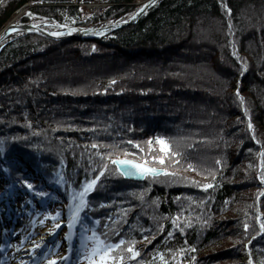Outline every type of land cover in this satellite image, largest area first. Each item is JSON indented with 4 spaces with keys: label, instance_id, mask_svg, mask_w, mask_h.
Masks as SVG:
<instances>
[{
    "label": "trees",
    "instance_id": "obj_1",
    "mask_svg": "<svg viewBox=\"0 0 264 264\" xmlns=\"http://www.w3.org/2000/svg\"><path fill=\"white\" fill-rule=\"evenodd\" d=\"M104 1L83 19L69 0H0V27L26 2L18 22L52 26L115 21L135 0ZM124 157L167 171L125 179L112 162ZM2 169L15 192L33 185L48 217L83 192L76 244L122 238L138 250L123 264H213L223 251L249 260L216 264H264V0H160L94 39L12 38L0 51Z\"/></svg>",
    "mask_w": 264,
    "mask_h": 264
},
{
    "label": "rangeland",
    "instance_id": "obj_2",
    "mask_svg": "<svg viewBox=\"0 0 264 264\" xmlns=\"http://www.w3.org/2000/svg\"><path fill=\"white\" fill-rule=\"evenodd\" d=\"M142 1H144V0H135L131 12L128 15H126V16L120 18V19H123V18H126V17L130 16L134 12V9ZM159 1L160 0H158L157 2H159ZM157 2H155L154 4H156ZM69 3L70 4H75V5L78 6V9L81 12V18H83V19L89 17L93 13L100 12L101 10L106 8V6H107V2H105L104 0H93V1H89V2H84L83 0H79V1L78 0H69ZM28 6H29V4H28V2H26L22 6H19L17 9H15V11L13 12L11 18L6 23H4L3 26H5L8 22L22 23V21L18 22L17 19L22 14L27 12ZM229 12H230V10L228 9V13ZM32 18H35V20L32 19V21H34V22H42V23L44 22V23H46L47 27L49 29H56V28H58V25L70 26L69 24H67L65 22H61V23L49 26V23L40 20L39 17L32 16ZM100 24H105V23L90 24V25H76V26H96V25H100ZM3 26H1V27H3ZM119 28H121V27H119ZM114 30H116V29H114ZM114 30H112V31H114ZM112 31H110V32H112ZM15 34L18 35L19 32H16ZM106 34H108V33H106ZM228 34L230 36L231 32L228 31ZM40 36H42V35H40ZM43 37H45V36H43ZM45 38L49 39L48 37H45ZM62 38H64V37H62ZM75 39H79V38H75ZM80 39H83V38H80ZM52 40H57V39H52ZM1 42H2V40L0 41V44H1ZM1 50L2 49H0V51ZM61 75H63V72H61ZM236 83H238V84L236 85V87H234V91L235 92L239 91L240 80L238 78L236 79ZM157 144L161 148V144L158 141H157ZM154 168H156V167H154ZM159 169H161V168H159ZM162 172H164V171H160L159 173H157L155 175H159ZM5 199H6V196L5 197L1 196L0 201L1 202H5L6 201ZM26 202H27V205H25ZM7 203H8L7 204L8 205L7 208L10 210V212L11 211L14 212V215L12 216V219L15 218V214H17V216H18L17 220L15 221V224L13 225V229H12L13 236L11 235V237L14 238V237H16V235L19 236V237L15 238L14 240H16V239L19 240L20 238H22V240L20 242L17 241L18 245H16V247H17L16 248V252L18 254L14 258L15 264H27V262L29 260H31V257L29 255H28L29 257H25L24 258V254L23 253H25V251H27L26 248H24V246H28V245L33 246L34 245V241H36V239H38L39 235L41 234V232L44 229H49L50 231H54L52 234H55L54 239L51 240L52 242H50V243L47 242L48 244H46L44 246V248H46V249L47 248L48 249L49 248H53L55 245H56V247H58L57 250L50 256V258H55L58 255H61V257L64 256L65 252H67L65 250L66 247H67V240H68L66 238V234L71 233V229L69 228V226L66 223L65 219L62 220L60 223H57V224H54L52 221L47 220L44 217V215L39 211V209L37 208L35 202L33 200H31V199L29 201L22 200L19 203L13 204L11 199L8 198L7 199ZM259 216L262 218L261 221H263L264 220V209H262L259 212ZM29 224H32V226H35L34 227L35 230L31 231L32 230L31 227L27 228ZM57 225H58V227H57ZM7 230L9 232H11V230H9V229H7ZM11 241H12V239H11ZM7 248H10V244L7 246ZM11 248H12V246H11ZM11 248H10L9 251L12 250ZM13 251H15V250H12V252ZM29 253H31V252H29ZM75 254H76V252H72L70 257H74ZM214 259L215 260L212 262L213 264L214 263L216 264V263H218V261H221V260L225 261V262H231L233 260H239L241 262H245V261L249 260V255L245 251H242V252L240 251L236 257H233V256L228 255L227 253H224V251H223V252H221L220 255H218V259L215 256H214ZM75 264H85V262L76 260Z\"/></svg>",
    "mask_w": 264,
    "mask_h": 264
},
{
    "label": "snow or ice",
    "instance_id": "obj_3",
    "mask_svg": "<svg viewBox=\"0 0 264 264\" xmlns=\"http://www.w3.org/2000/svg\"><path fill=\"white\" fill-rule=\"evenodd\" d=\"M32 14V13H28ZM10 31L12 29H9ZM157 141L161 144V150L166 151L167 145L162 138L157 137ZM172 155H176L172 153ZM154 159L160 160L161 157H155ZM112 162L118 168H124L128 165H134L136 169L142 174L147 173H156L158 171H167V169H157L154 167H149L147 164L138 162L136 160L120 159L113 158ZM104 169H101L103 172ZM125 174H128L127 172ZM23 183L28 187L32 188L33 185L24 180ZM95 184V180H89L85 185V189H90ZM207 187L208 185H203ZM83 192H81V199L75 203L74 210L71 212V219L68 220V226L71 229L73 222L78 218L80 209L84 206ZM58 227V225H57ZM247 227V226H245ZM66 238L71 240V234H66ZM122 238L117 239L115 242L108 240L102 234H99L95 231L91 233L85 232L80 238L79 245L76 249V254L74 257L69 256V252H65L64 256L59 258L60 264H75L76 260L84 261L85 264H123V261L126 259L127 254H130L131 257H136L138 255V250L133 248L131 244H128L126 249L121 246L124 244ZM35 247V245H34ZM72 245L69 244V250L71 251ZM48 264H56V259L50 260Z\"/></svg>",
    "mask_w": 264,
    "mask_h": 264
},
{
    "label": "water",
    "instance_id": "obj_4",
    "mask_svg": "<svg viewBox=\"0 0 264 264\" xmlns=\"http://www.w3.org/2000/svg\"><path fill=\"white\" fill-rule=\"evenodd\" d=\"M158 0H144L142 1L134 10V12L123 19L111 21L105 24H100L96 26H60L57 30L47 29L44 27H41L38 24L34 23H15V22H8L5 26H3L0 30V41L9 36L12 33L16 32H33L37 33L39 35L52 38V39H59L62 37H73V38H86V39H94L100 36L105 35L106 33H109L110 31L117 29L119 27L132 24L134 23L148 8H150L155 2ZM9 29H12L11 31ZM4 43L0 44V49L3 46ZM120 159H128L133 160L130 158H120ZM116 166V165H115ZM149 166V165H148ZM152 167V166H149ZM118 172L123 176L125 179H131V180H143V178L146 175H155L159 173L160 171L156 173H147L142 174L138 171V169L135 168L134 165H128L124 168H118L116 166ZM159 169V168H157ZM128 174H125V173Z\"/></svg>",
    "mask_w": 264,
    "mask_h": 264
},
{
    "label": "bare ground",
    "instance_id": "obj_5",
    "mask_svg": "<svg viewBox=\"0 0 264 264\" xmlns=\"http://www.w3.org/2000/svg\"><path fill=\"white\" fill-rule=\"evenodd\" d=\"M135 10V9H134ZM145 13V12H144ZM143 13V14H144ZM117 20H120V19H117ZM116 21V20H115ZM29 22H31V23H34V24H38V25H40L41 27H44V28H47V29H49L48 27H47V24L46 23H42V22H34V21H32V20H29V21H25L24 23H29ZM46 24V25H45ZM50 26V25H49ZM60 26H62V25H58V28H60ZM64 26H67V25H64ZM72 26H76V25H70V26H68V27H72ZM2 28V27H1ZM1 28H0V30H1ZM58 28H56V29H52V30H57ZM21 33V34H20ZM28 33H31V32H19V34L18 35H16L15 33H12V34H10L9 36H7L6 38H4L3 40H2V42H1V44L2 43H4L3 44V46L1 47V49H3V47L6 45V43H8L12 38H14V37H16V36H19V35H23V34H28ZM33 33V32H32ZM35 34H37V33H35ZM38 35V34H37ZM49 39H52V38H49ZM60 39V38H59ZM22 109V108H21ZM14 130H16V129H14ZM4 149H5V151H9L10 149L8 148V147H6V146H4ZM1 210V209H0ZM16 219H17V217H16ZM28 224V223H27ZM26 224V225H27ZM31 227V231H33V230H35L34 229V227L35 226H32V224H29L28 225V227L27 228H30ZM52 232L53 231H50L49 229H44L42 232H41V234L39 235V237H38V239H36V241H34V245H35V247H34V245L33 246H30V245H28V246H24V248H26V250L27 251H25V253H23L24 254V258L25 257H31V260H29L28 262H27V264H48V262L50 261V260H53L52 258H50V256L57 250V248L58 247H56V245L53 247V248H44V246L46 245V244H48V243H50L51 242V240L53 239V235H52ZM17 237H19L18 235H16V237H14L13 239H12V242H11V246H12V250H15V251H13V252H11V253H8L7 254V257H6V259H7V261H6V263L5 264H11V262H13V259H14V257L15 256H17V252H16V245H18V242H20L21 240H22V238H18L19 240H14L15 238H17ZM18 241V242H17ZM48 242V243H47ZM41 244V245H40ZM29 252H31V253H29ZM35 253V254H34ZM34 254V255H33ZM29 255V256H28ZM10 256V257H9ZM58 261V260H57ZM56 261V262H57ZM57 264V263H56Z\"/></svg>",
    "mask_w": 264,
    "mask_h": 264
}]
</instances>
